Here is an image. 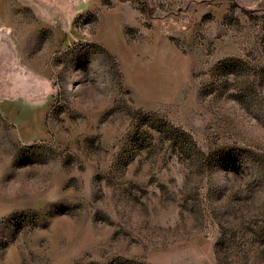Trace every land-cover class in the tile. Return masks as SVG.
<instances>
[{"label": "rangeland", "instance_id": "obj_1", "mask_svg": "<svg viewBox=\"0 0 264 264\" xmlns=\"http://www.w3.org/2000/svg\"><path fill=\"white\" fill-rule=\"evenodd\" d=\"M0 264H264V0H0Z\"/></svg>", "mask_w": 264, "mask_h": 264}]
</instances>
